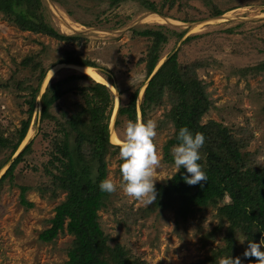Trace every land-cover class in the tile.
<instances>
[{
  "label": "rangeland",
  "instance_id": "rangeland-1",
  "mask_svg": "<svg viewBox=\"0 0 264 264\" xmlns=\"http://www.w3.org/2000/svg\"><path fill=\"white\" fill-rule=\"evenodd\" d=\"M41 1L49 24L63 35H76V39L66 42L21 31L0 15V82L10 76L27 77V69L21 68L19 61L28 53L43 50L41 59L46 67L64 51L73 49L82 58L94 61L98 67L93 68L110 84H104L112 105L108 141L112 131L121 139L128 120L120 116L115 126L116 108L124 104L137 87L136 118L140 117V98L148 80L144 62L139 61L145 56L148 41L140 36L131 37V29L160 25L165 30H185L179 40L174 35L169 36L158 63L175 50L181 64L199 61L201 64L195 68V73L212 103L200 122L212 119L225 125L241 142V151L247 152L254 164L264 166V70L253 69L264 61V0H210V4L221 10L215 16L206 0H172V4L170 0H153L163 6L162 15L154 13L165 19L161 21L146 20V15L152 12L139 7L136 0L113 4H109V0ZM186 19L189 21H184ZM228 29L230 31H226ZM192 35L196 37L182 42L184 37ZM58 64L46 70L34 100L29 126L19 144L31 142V151L14 168L12 181L4 180L0 184V264H63L66 260L64 250L71 235L59 232L51 242H41L37 238V234L49 226L54 206L64 196L57 190L56 196L51 197L46 190L50 183V176L43 172L49 158L46 135L51 134L54 125L47 119L39 121L40 94L50 81L82 74L65 63ZM87 77L82 78L83 84L95 82ZM76 100L77 95L64 94L51 107L50 114L58 117V109L68 111ZM167 108L168 103L163 98V103L149 109L145 117L146 121L157 122L156 143L162 159L155 184L164 182L175 172L174 163L163 155V145L173 132L169 121L161 122ZM25 109L26 104L16 91L0 89V131L4 135L17 128L19 121L26 117ZM172 147L168 148L169 155ZM118 151L109 148L104 157V179L112 178L117 184L121 179ZM5 155L6 152H0V162ZM13 157L1 166L0 175ZM20 186L26 187L24 198L32 203L30 207L19 203ZM214 212V207L209 206L190 220L175 223L171 210H159L151 204L145 207L126 197L118 187L115 193L108 194L105 207L98 211V223L108 236V244H122L144 264H206L203 258L207 248L221 243L218 237L207 245L201 243L203 233L216 223ZM127 213L133 214L134 223L127 221V216L132 217Z\"/></svg>",
  "mask_w": 264,
  "mask_h": 264
},
{
  "label": "trees",
  "instance_id": "trees-1",
  "mask_svg": "<svg viewBox=\"0 0 264 264\" xmlns=\"http://www.w3.org/2000/svg\"><path fill=\"white\" fill-rule=\"evenodd\" d=\"M119 1L123 0H109V4ZM136 1L143 10L162 15V4L153 0ZM170 1L172 4V0ZM205 3L210 4V0ZM43 10L41 0H0L1 17L19 30L66 42L76 39V35L57 32L45 19ZM209 10L212 16L221 13L214 4L209 5ZM184 32L185 30H165L160 25L131 29V37L140 36L148 41L145 56L139 59L144 62L146 79L161 58L169 36L174 35L179 40ZM194 37L196 36H186L182 42ZM42 51L28 53L20 59L19 65L28 72L26 78L16 79L10 76L0 82V89H13L26 104V117L19 121L17 128L5 135L0 131V152H6L0 168L12 157L24 139L34 100L46 70L58 63L98 67L94 61L82 58L73 49L64 51L62 56L45 67L41 59ZM199 64L201 63L196 60L181 64L177 61L176 50L168 53L143 88L139 116L146 121L149 109L162 104L163 98L167 101L168 108L164 111L161 122L169 121L173 132L163 145V155L171 163L174 161L168 154V148L178 143L176 136L180 127L189 128L193 134L203 133L205 143L200 149L201 159L198 163L208 180L202 184L188 185L183 179L188 173L181 167L171 175V179L155 184L158 195L151 206L159 210H171L175 223H184L206 207H214L216 223L203 233L201 243L207 245L208 241H214L217 237L221 243L208 247L203 261L206 264H218L221 257L238 256L243 264H253L251 261L254 258L244 257L243 252L247 247V240L259 242L264 239V166L254 164L248 153L241 151V142L233 137L225 125L212 119L200 122L212 103L203 84L197 79L195 68ZM258 68L264 70V61L253 69ZM82 78L88 77L70 74L50 81L40 94L39 121L47 119L54 125L51 134L46 135L49 158L44 164L43 172L50 176L46 190H49L51 197L56 196L57 190L58 193H64V196L54 206L53 215L48 220L49 226L42 229L37 238L41 242H51L59 232L65 231L71 235L72 239L64 250L66 260L63 264H144L133 257L122 244H108V236L98 223V211L105 207L108 197V193L99 188L105 177L104 157L109 148H118L108 141V121L112 105L107 87L96 81L83 84ZM66 93L77 95L78 100L72 102L68 111L58 109V117L50 114L54 103ZM136 95L137 87L130 92L125 103L117 107L115 126L120 116L126 120L136 119ZM30 145L31 142L24 144L11 158L0 175V184L4 180L12 181L13 170L29 154ZM19 189V203L30 207L32 203L24 198L26 187L20 186ZM39 190L43 192L42 188ZM127 215L132 216H127V221L134 223L133 214ZM241 238L247 240L241 244L238 241Z\"/></svg>",
  "mask_w": 264,
  "mask_h": 264
},
{
  "label": "clouds",
  "instance_id": "clouds-1",
  "mask_svg": "<svg viewBox=\"0 0 264 264\" xmlns=\"http://www.w3.org/2000/svg\"><path fill=\"white\" fill-rule=\"evenodd\" d=\"M117 110V108H116ZM157 122L153 119L144 121L137 117L128 120L123 129V136L114 147L118 148L120 182L112 178L103 179L99 188L108 194L115 193L119 187L123 194L147 207L157 199L155 182L158 180L157 170L161 166V154L156 143ZM178 143L171 148L175 172L183 167L188 175L183 179L188 185L207 182L208 176L198 161L201 159L200 149L205 143L201 132L193 134L189 128L180 127L176 136ZM171 179V178H169ZM247 239L238 241L243 244ZM246 258H254L253 264H264V239L259 242L247 240L243 252ZM218 264H243L240 257L224 256Z\"/></svg>",
  "mask_w": 264,
  "mask_h": 264
},
{
  "label": "bare ground",
  "instance_id": "bare-ground-1",
  "mask_svg": "<svg viewBox=\"0 0 264 264\" xmlns=\"http://www.w3.org/2000/svg\"><path fill=\"white\" fill-rule=\"evenodd\" d=\"M145 19L146 20H148V21H151V20H153V21H161V20H165L164 18H162L161 16H159V15H156V14H154V13H149L148 15H146V17H145ZM197 25V24H196ZM195 25V26H196ZM199 25H197L195 28H197ZM202 26V25H201ZM194 28V29H195ZM61 65V64H60ZM64 65V64H63ZM56 66H59V64L58 65H56ZM56 66H54L53 68H55ZM62 66V65H61ZM65 66H68V67H70V68H73V69H75V70H77V71H79L80 73H82V74H86L87 76H89L91 79H93V80H95L96 82H99V83H102V84H105V85H109L110 86V84L105 80V79H103V77L96 71V69H94L93 67H91V66H81V65H75V64H65ZM52 68V69H53ZM52 69H50L49 70V72H48V75H49V73L51 72V70ZM51 76V75H50ZM49 76V77H50ZM45 81H46V79H45ZM44 81V82H45ZM45 84V83H44ZM115 111V110H114ZM116 112V111H115ZM114 112V113H115ZM29 132V131H28ZM28 135L29 134H27V137H28ZM26 137V138H27ZM26 140V139H25ZM25 140H24V142H25ZM119 138L116 136V134L112 131L111 132V139H110V141L112 142V143H114V144H117L118 142H119Z\"/></svg>",
  "mask_w": 264,
  "mask_h": 264
},
{
  "label": "water",
  "instance_id": "water-1",
  "mask_svg": "<svg viewBox=\"0 0 264 264\" xmlns=\"http://www.w3.org/2000/svg\"><path fill=\"white\" fill-rule=\"evenodd\" d=\"M162 61H163V60H162ZM162 61H161L160 63H158V65L155 66V68L153 69V71L151 72V74L149 75V77H148L147 79L150 78V76L154 73V71L158 68V66L162 63ZM23 146H24V144L21 145V146H19V148H17V150L15 151V153H14L13 155L15 156V155L18 153V151H19Z\"/></svg>",
  "mask_w": 264,
  "mask_h": 264
}]
</instances>
